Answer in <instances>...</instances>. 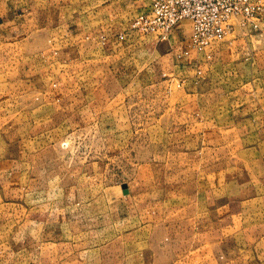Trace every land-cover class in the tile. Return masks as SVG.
I'll return each instance as SVG.
<instances>
[{
	"label": "rangeland",
	"instance_id": "1",
	"mask_svg": "<svg viewBox=\"0 0 264 264\" xmlns=\"http://www.w3.org/2000/svg\"><path fill=\"white\" fill-rule=\"evenodd\" d=\"M64 1L72 6L70 13L62 10ZM25 2L50 6L42 16L58 21L74 14L78 1ZM259 25L257 30L236 27L217 46L216 52L223 48L238 59L224 67L227 81L214 78V83L223 81L230 90L239 89L264 105V20ZM22 34L0 26V264H60V251L50 253L36 235V220L62 209L69 214L79 210L77 226L86 231L83 243H70L69 264H264L253 249L240 252L235 237L215 243L211 251L203 233L207 229L214 234V224L197 225L196 244L188 245L183 231L174 243L171 232L160 230L159 235L149 231L148 247L134 244L135 237L125 236L123 200L129 192L121 187L128 182L139 189L145 182L149 201L204 196L195 194L205 175L199 170L221 160L234 166L243 143L241 122L257 120H237L233 111L227 112L228 142L218 136L205 139L209 127L197 125L195 130L189 121L214 116L212 101L221 102L227 92L206 93L199 85L203 78L194 79L187 63L173 73L159 54L172 50L167 39L160 43L156 35H148L137 42L138 47L148 45L147 74L138 73L143 62L137 54L127 77H113L107 66L99 77L84 75L75 61L66 63L59 54L52 57L44 48L35 49L44 36ZM125 87L126 92H120ZM226 192L235 197L240 189ZM135 209L136 204L133 213Z\"/></svg>",
	"mask_w": 264,
	"mask_h": 264
},
{
	"label": "crops",
	"instance_id": "2",
	"mask_svg": "<svg viewBox=\"0 0 264 264\" xmlns=\"http://www.w3.org/2000/svg\"><path fill=\"white\" fill-rule=\"evenodd\" d=\"M25 1L27 0H0V26H11L18 29L26 38L44 36L45 39L35 42L41 45L40 48L35 46V49L44 48L47 50L46 54L52 57L59 54L66 63L77 62L84 75H90L92 72L99 77L103 76L101 71L105 66L113 77L118 73L127 77L139 54L143 65L138 73L147 74L148 63L144 62L149 55L148 45L145 43L138 47L137 42L150 34L138 32L132 28L131 23L137 14L149 10L150 0L144 3L140 2L141 0H130L129 2L127 0L125 2L122 0H77L76 10H73L74 14L58 21L50 20L45 15L42 16V13L49 11L50 6L45 7L44 5L36 8L27 5ZM135 3H138L137 7ZM64 7L66 11L72 8L67 1L61 4L62 10ZM191 31V22L186 20L174 29L167 40L160 39V43L168 41L172 49L165 54L159 53L162 60L166 59L173 73L181 68V63H187L193 71L194 79L203 78V84L200 82L199 85L205 87L206 93L225 94L224 92H227V95H222L221 102L212 101L211 109L216 110L214 116H207L203 122L194 117L189 122L195 130L197 125L209 127L205 131V139L213 140L214 136H218L221 141L225 142H228L229 121L228 118H224L227 112L233 111L234 118L237 120L243 116L253 117L257 123L252 121L250 123L249 119L244 123L241 122L244 130L241 132L243 143L237 147L238 160L234 166L223 165L221 160L218 164H206L203 170H199L205 175L200 177L203 179V184H200L195 194H204V196L197 195L184 198V200L175 196L168 200L156 197L149 201L147 200L149 193L147 183L141 182L139 189L128 182L122 183L121 187L122 185L127 186V192H129L123 200L126 213L125 236L135 237V241L132 242L143 248V246L148 247L150 230H156L158 235L159 230L166 233L171 232L174 243L175 238L177 240L183 231L188 238L187 244L190 245L191 243L196 244V237L199 236L198 224L206 227H212L214 224V234L207 232V229L203 233L206 238L204 245H210L211 251L215 243L224 244L229 237H235L236 247L240 252L253 249L264 258V105H261L260 99L246 97L241 90H230L229 85L222 84L228 79L225 77L226 74L223 76L224 67L226 68L229 63L238 59L236 56L238 54L231 57L223 51V48L216 52L220 43L205 52H198L192 48ZM134 46L136 47L133 48ZM154 51L157 52L156 49ZM186 51L188 54L185 53ZM258 57L262 59L260 55ZM214 78L215 81H220L219 78L223 81L216 86ZM126 89L128 87L121 89L120 92H126ZM246 142L252 143L245 144ZM210 152L213 157L214 150ZM230 187L240 189L239 194L230 197L226 192ZM216 189H220L221 193L214 196ZM154 203L157 207H153ZM135 204L136 209L139 207V211L135 209L136 213H133ZM66 212L62 209L57 214L45 213L39 215L36 220V225L40 228L36 235L44 239L42 242L44 249H48L50 253L53 249L54 252L60 251V264H69L70 243L76 242L77 246L83 243L80 238L86 233L77 226L79 210L71 214ZM251 227L255 229L251 230ZM136 234H139L140 238ZM245 237L250 241H246Z\"/></svg>",
	"mask_w": 264,
	"mask_h": 264
},
{
	"label": "built area",
	"instance_id": "3",
	"mask_svg": "<svg viewBox=\"0 0 264 264\" xmlns=\"http://www.w3.org/2000/svg\"><path fill=\"white\" fill-rule=\"evenodd\" d=\"M191 22V44L205 52L234 33L236 27L257 30L264 20L263 0H150L131 26L142 34L168 36L183 21ZM188 54V51L185 52Z\"/></svg>",
	"mask_w": 264,
	"mask_h": 264
}]
</instances>
